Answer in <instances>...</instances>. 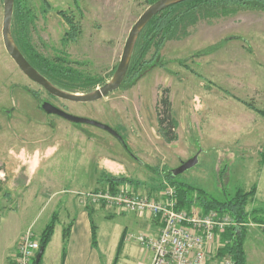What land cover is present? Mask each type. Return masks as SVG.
Returning a JSON list of instances; mask_svg holds the SVG:
<instances>
[{"label":"rangeland","instance_id":"obj_1","mask_svg":"<svg viewBox=\"0 0 264 264\" xmlns=\"http://www.w3.org/2000/svg\"><path fill=\"white\" fill-rule=\"evenodd\" d=\"M21 2L31 12L23 31L40 54L62 55L80 71L106 82L117 69L132 26L152 4L149 0ZM3 7L0 0V171L6 173L0 180V218L7 210L15 213L7 217L2 235L8 225L18 229L35 221L25 233L32 231L40 239V230L59 211L57 205L65 206L61 212L81 200L84 204L88 192L103 189L125 196L130 189L129 195L159 201L164 189L175 187L168 179L171 171L195 155L199 162L175 175L178 182L222 200L255 186L247 210L251 214L264 210V10L199 15L195 25L167 40L155 62L131 75L123 87L94 103H79L50 97L23 74L3 43ZM12 20L17 31L14 16ZM155 50L152 47L146 59ZM26 88L69 113L109 124L138 158L98 126L44 112ZM162 95L171 99L178 122V139L172 142L159 131L157 106ZM110 173L127 181L112 184L106 178ZM197 194L193 193L195 201ZM104 212L105 217L114 216ZM122 213L112 219L103 216L100 228H110L111 241L125 225L132 230L130 220L144 223L136 225L134 233L148 227L149 217L126 209ZM242 222L239 228L249 233L248 264H264V227L258 225L264 221L251 217ZM57 226L63 227V220ZM223 249L216 251L212 264H222ZM110 253L105 251L106 264H113L115 256Z\"/></svg>","mask_w":264,"mask_h":264},{"label":"trees","instance_id":"obj_2","mask_svg":"<svg viewBox=\"0 0 264 264\" xmlns=\"http://www.w3.org/2000/svg\"><path fill=\"white\" fill-rule=\"evenodd\" d=\"M149 1L150 3H154L157 0ZM14 8L13 16L14 20H16L15 23L18 24L17 31L12 28L15 43L18 45L22 54L29 60L30 64L36 67L45 78H48L59 89L61 88L69 92L79 93L95 91L98 86H102L106 83L101 77L92 76L80 71L71 61L68 63L64 57H61L62 55L56 58H50L40 54L32 43L28 41L27 34L23 31V29L26 28V16L29 18L31 12L28 11L27 6L25 7L24 4H22L21 0H15ZM242 8L264 10V0H185V2L174 4V6L162 10V12L151 19L146 25V28L141 32L139 40L134 48L135 51L131 59L128 75L121 87L125 85L131 75H137V73H141V70L143 71V69L145 70L150 64H153L158 58V54L161 50L160 48L164 46L165 42L174 39L177 34L184 32L190 25H195L199 19V15L204 18H209V16L220 17L221 15L233 14L237 9ZM74 36L75 34L73 33L71 38ZM152 47L156 50L150 59H146V56L152 51ZM162 96L157 106L159 131H161L162 136L167 142H172L178 139V135L175 131L178 122L177 119L173 117L171 99L167 95ZM36 98L38 99L39 97L37 96ZM40 105L41 103H39V107ZM249 106L254 107L250 104ZM106 178H108L107 181L112 184L127 181L126 177L122 176L120 178L111 173L107 174ZM168 179L178 189L176 201H178L177 208L179 210H182V208L190 210L197 204L203 213L211 209H216V211L222 213L232 214L239 223L248 221L251 217L258 221H264V210L256 209L253 214L247 210L249 202L256 194L255 186L250 191L241 188L236 191L234 195L222 200L210 197L203 190L183 181L178 182L172 171L171 174L168 175ZM128 181L133 180L129 179ZM195 191L198 192L196 201L193 198V193ZM84 204L86 208L90 207L91 209V207H96L95 204L89 201L87 202L86 200ZM57 217L58 213L54 214L52 217L53 219L43 229L39 239L40 247L44 246L46 249L49 245L55 232L54 229L58 219ZM94 228V234L96 236L97 228L95 226ZM69 231L70 226L66 227L63 237V241H65L62 249L63 259H65L67 254L66 240ZM125 234L118 246L114 264H118V260L122 254ZM222 234L223 240L226 241V247L220 251V254L223 255V257L233 259V264H247L248 257L246 256L244 245L249 234L247 228L242 227L241 229L239 227H232ZM42 259L43 257L38 263L35 261L34 264H41Z\"/></svg>","mask_w":264,"mask_h":264},{"label":"built area","instance_id":"obj_3","mask_svg":"<svg viewBox=\"0 0 264 264\" xmlns=\"http://www.w3.org/2000/svg\"><path fill=\"white\" fill-rule=\"evenodd\" d=\"M159 201L143 194L119 196L107 191L88 192L85 200L98 206H105L115 213L124 209L149 219L159 220V232L149 229L139 233L127 232L125 241L138 243L144 249H150V264H212L214 255L226 241L222 233L232 227L245 224L237 222L228 213L210 210L201 212L198 205L187 210L177 208V189H164ZM135 193V192H134ZM165 197V198H164ZM264 227V224H258ZM29 232V231H28ZM40 242L34 232L25 233L19 240L16 264H34ZM222 264H233V259L223 257Z\"/></svg>","mask_w":264,"mask_h":264},{"label":"crops","instance_id":"obj_4","mask_svg":"<svg viewBox=\"0 0 264 264\" xmlns=\"http://www.w3.org/2000/svg\"><path fill=\"white\" fill-rule=\"evenodd\" d=\"M82 201L83 200L61 212L60 209L65 206L60 208V206L57 205L59 207V211L57 212L58 219L54 229L55 232L49 245L44 250L41 264H106L104 261L105 251H110V256L116 257L118 246L122 241V237L125 232H133L135 230L134 228L144 224L140 220L137 221L135 219L132 220V222L130 220V227L132 230L125 225V229L121 230L118 234L113 235L114 240L111 241L110 228L108 226L105 227L104 230L100 228L101 223L104 221L103 216L105 217L102 213L106 211L107 213H110V215L113 213L114 216L117 214L122 215L123 213H114L113 211H108L102 208L99 209V206L91 207V209L90 207L86 208V205H84ZM64 202L65 199L63 201V205ZM14 213L15 210H7L6 216L0 218V264H16L20 237L29 229L30 226H34L36 224L35 221H32L30 224L25 225L22 228L19 227L18 229L8 225L6 231L7 233L5 232V235H2L1 230L3 226H6L7 217ZM114 216L105 218L112 219ZM60 220H63V227L58 228L57 223ZM48 223H46L40 230L41 234ZM146 223V226H148L146 230L149 229L153 233L159 232V225H157L155 221L148 218ZM68 226H70V231L66 240L67 254L65 259H63L62 249L65 243V241H63V237L66 227ZM94 226L97 228L96 236L94 234ZM103 249H105V251H103ZM151 256L152 251L150 249H144L135 242L124 241L122 254L118 260V264H150ZM248 261L249 260H247V264Z\"/></svg>","mask_w":264,"mask_h":264},{"label":"water","instance_id":"obj_5","mask_svg":"<svg viewBox=\"0 0 264 264\" xmlns=\"http://www.w3.org/2000/svg\"><path fill=\"white\" fill-rule=\"evenodd\" d=\"M185 2V0H157L152 3L139 17V19L132 26L127 41L123 47V53L119 64L117 66L116 71L113 74L111 80L107 81L104 85L99 86L95 89V91L91 92H69L64 89H59L55 86L48 78H45L39 70L32 66L25 55L22 54L18 45L15 43L13 32H12V24H13V15H14V5L15 0H4V16H3V43L5 44L6 51L9 56L12 57L16 65L21 69L23 74H25L28 78L32 79L35 83H38L43 89H45L50 94L56 96L57 98H62L64 100H68L70 102H79V103H94L95 101H99L102 98L107 97L110 93L117 91L125 78L127 77V73L129 71L131 65V59L134 54V48L136 46L137 41L139 40L141 32L146 28V25L157 16L162 10H165L174 4ZM42 110L46 113L56 114L62 116L71 122L75 123H88L93 126H98L107 132L114 134L119 141L124 145L127 152H129L130 156H135L134 152L131 151L129 144L125 141L124 137L121 133L110 126L109 124H105L99 121L92 120L87 117H80L75 114H71L69 112L64 111L57 107L51 101H43L40 105ZM199 162V155H195L192 159L182 162L181 167L173 170V175L181 174L186 170L191 169ZM44 246L40 247L38 251V255L36 258V262L38 263L40 259L43 257Z\"/></svg>","mask_w":264,"mask_h":264},{"label":"flooded vegetation","instance_id":"obj_6","mask_svg":"<svg viewBox=\"0 0 264 264\" xmlns=\"http://www.w3.org/2000/svg\"><path fill=\"white\" fill-rule=\"evenodd\" d=\"M29 61V60H28ZM32 80V79H31ZM33 81V80H32ZM38 84V83H37ZM39 85V84H38ZM40 86V85H39ZM14 87H15V85H14ZM26 90H28V92H30V94L32 95V97L36 100V101H39V103H42L43 101H47L46 99H42L41 98V96L38 94V92H34L33 90H30L29 88H26ZM45 90V89H44ZM46 91V90H45ZM46 93H47V95H49L50 97H52V98H55V99H59V98H57L56 96H54V95H52V94H50L49 92H47L46 91ZM39 97L38 99L36 98V97ZM62 99V98H61ZM64 100V99H63ZM73 102V101H72ZM41 108V107H40ZM62 109V108H61ZM9 110H7L6 112H8ZM64 111H66V110H64ZM67 112V111H66ZM72 114V113H71Z\"/></svg>","mask_w":264,"mask_h":264},{"label":"clouds","instance_id":"obj_7","mask_svg":"<svg viewBox=\"0 0 264 264\" xmlns=\"http://www.w3.org/2000/svg\"><path fill=\"white\" fill-rule=\"evenodd\" d=\"M198 99V98H197ZM23 151V150H22ZM10 154H11V150H10ZM33 174H34V170H32ZM19 173V169H17V174ZM6 177V173L4 171H0V180L5 179Z\"/></svg>","mask_w":264,"mask_h":264}]
</instances>
